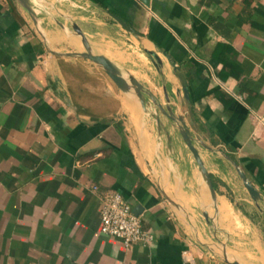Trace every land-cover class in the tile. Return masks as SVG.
I'll return each mask as SVG.
<instances>
[{
  "label": "crops",
  "instance_id": "1",
  "mask_svg": "<svg viewBox=\"0 0 264 264\" xmlns=\"http://www.w3.org/2000/svg\"><path fill=\"white\" fill-rule=\"evenodd\" d=\"M30 2L0 0V264H264V0ZM75 27L184 117L216 199L178 122L74 55ZM116 191L151 244L100 232Z\"/></svg>",
  "mask_w": 264,
  "mask_h": 264
},
{
  "label": "water",
  "instance_id": "2",
  "mask_svg": "<svg viewBox=\"0 0 264 264\" xmlns=\"http://www.w3.org/2000/svg\"><path fill=\"white\" fill-rule=\"evenodd\" d=\"M19 3L27 9L29 12H31L33 15H35V11L32 7V4L30 0H18ZM116 20L122 25V27L129 33L133 34L135 37L139 38L140 34L137 30H135L133 27H131L126 21H124L122 18L114 15ZM76 31L78 32L79 35L82 36V41L85 46V51L83 52H78V53H73L74 55H77L79 57H82L84 59H88L92 61L93 63L97 64L100 66L106 73L107 75L114 81V83L118 86V88L123 91L124 93L127 94H133L136 95L139 103L141 104L143 110L152 115L153 117L156 118L158 121V128L159 131H162V123H161V118H160V113L163 115L167 116L169 119L173 121L178 122V128L179 132L184 139L185 143L193 153V156L199 166V169L203 175V178L205 179L211 195L213 199H216L217 193L211 178V175L209 174L207 168L205 167V164L203 160L201 159V156L199 154L198 149L196 148L193 138L191 136V133L187 127V124L184 120V117L182 115H175L172 107H164L156 97H154L151 93H149L144 85L137 79L135 75L132 73H127L123 71L117 64H115L113 61L108 59L107 57L97 54L93 52L91 48V44L89 43L87 37L83 34V32L75 27ZM149 55H151L156 61L160 62L159 57L153 53V52H148ZM150 99L152 100V103L154 107L156 108V111H152V104L150 102ZM167 136L168 139H171L169 132L167 131ZM240 176L242 177L245 187L247 188L248 192L251 194L253 199L255 200H260L261 196L259 191L251 184V182L248 180L247 176L243 171L239 169ZM140 207L138 206L134 212L135 214L139 215L140 214ZM225 259L230 263V264H241L238 261H231L227 255L225 254Z\"/></svg>",
  "mask_w": 264,
  "mask_h": 264
},
{
  "label": "built area",
  "instance_id": "3",
  "mask_svg": "<svg viewBox=\"0 0 264 264\" xmlns=\"http://www.w3.org/2000/svg\"><path fill=\"white\" fill-rule=\"evenodd\" d=\"M99 229L104 235L120 238L127 248L135 244L149 245L154 240V234L144 228L141 217L118 191L103 198Z\"/></svg>",
  "mask_w": 264,
  "mask_h": 264
},
{
  "label": "rangeland",
  "instance_id": "4",
  "mask_svg": "<svg viewBox=\"0 0 264 264\" xmlns=\"http://www.w3.org/2000/svg\"><path fill=\"white\" fill-rule=\"evenodd\" d=\"M111 79V78H110ZM111 81H113L112 79H111ZM113 83H114V81H113ZM115 84V83H114ZM116 85V84H115ZM117 86V85H116ZM118 87V86H117ZM163 139H165L166 140V137L165 136H163L162 137Z\"/></svg>",
  "mask_w": 264,
  "mask_h": 264
},
{
  "label": "bare ground",
  "instance_id": "5",
  "mask_svg": "<svg viewBox=\"0 0 264 264\" xmlns=\"http://www.w3.org/2000/svg\"><path fill=\"white\" fill-rule=\"evenodd\" d=\"M81 46V45H80Z\"/></svg>",
  "mask_w": 264,
  "mask_h": 264
}]
</instances>
